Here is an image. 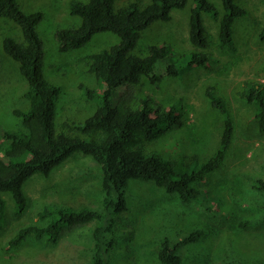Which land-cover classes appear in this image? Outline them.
Listing matches in <instances>:
<instances>
[{"label": "rangeland", "instance_id": "obj_1", "mask_svg": "<svg viewBox=\"0 0 264 264\" xmlns=\"http://www.w3.org/2000/svg\"><path fill=\"white\" fill-rule=\"evenodd\" d=\"M18 1L25 12H44L37 27L45 46L44 71L49 81L63 88L56 101L57 125L64 120L85 121L95 113L98 103L84 95L82 85L102 87L89 71L86 56L110 47L119 37L110 32L101 33L82 48L60 52L55 37L57 29L80 22V18L69 12L71 0ZM133 1L117 0V5ZM139 1L141 6L149 2ZM212 1L222 14L221 1ZM236 1L248 9V14L234 24V52L232 47L219 48V22L209 13L203 15L209 47L199 49L191 44L190 2L184 9L173 10L172 20L157 21L146 29L135 52L146 54L151 45L169 46L175 56L160 61L158 66L178 64L191 51L209 52L213 57L209 68L193 67L178 77L163 75L157 85L144 77L140 83L121 89L117 95L116 92L112 99L114 104L124 103V99L136 106L144 98L164 107L177 104L175 112L181 115L183 125L168 127L164 136L148 148L168 158L196 153L206 159L216 150L222 127V118L211 107L206 88L214 85L226 96L235 121L232 147L222 167L196 183L215 197L212 202L219 216L196 203H183L177 195L151 181L132 179L127 209L117 217L110 264H161L158 259L161 240L168 237L176 243L196 230L201 236L181 248L182 264H250L264 259V192L251 187V177L263 172L264 133L259 131L255 119L256 106L236 94L245 80L264 83V41L258 39L264 27V0ZM20 35L21 30L13 21L0 19V142L3 132L20 128L13 111L27 107L29 102L24 96L27 81L20 74L17 62L2 48L4 36ZM101 182L100 165L91 156L76 152L49 175L37 173L27 180L24 192L29 203L22 215L14 214V201L5 193L7 215L0 226V264H90L97 221L64 232L56 244L32 237L18 247H10L7 242L19 228L37 221V211L46 204L98 207ZM245 221L248 223L243 226Z\"/></svg>", "mask_w": 264, "mask_h": 264}, {"label": "trees", "instance_id": "obj_2", "mask_svg": "<svg viewBox=\"0 0 264 264\" xmlns=\"http://www.w3.org/2000/svg\"><path fill=\"white\" fill-rule=\"evenodd\" d=\"M220 1L222 14L212 0H149L142 6L139 0L122 6L117 5V0H71L69 12L80 18V22L57 29L55 37L60 52L82 48L101 33H113L119 40L86 56L89 71L102 85L101 88L82 85L84 95L98 103L95 113L83 122L64 120L57 125L56 101L63 88L45 75V46L37 30L44 12H25L18 0H0V19L13 21L21 30L20 37L4 36L2 48L17 62L20 74L26 79L28 87L24 96L29 101L27 107L13 111L21 123L20 128L3 132L0 142V226L5 223L7 215L5 193L14 201V214L22 215L29 203L24 192L27 180L37 173L49 175L74 153L91 156L100 165L102 173L98 207L46 204L37 211L38 220L19 228L7 242L8 246L18 247L29 237L56 244L64 232L97 221L90 264H110L117 217L127 209L132 179L151 181L177 195L183 203H196L219 216L212 202L215 197L197 187L196 183L208 179L211 173L222 167L232 147L235 121L226 96L214 85L206 88L211 107L222 118L216 150L206 159L196 153L168 158L148 148L164 136L168 127L183 125L181 115L175 112L177 104L164 107L144 98L136 106L120 95L124 103L114 104L112 99L116 92L117 95L121 89L140 83L144 77L157 85L163 75L178 77L193 67L209 68L213 58L209 52L191 51L178 64L162 63L159 66L160 61L175 56L169 46L151 45L146 54L135 52L146 29L157 21L172 20L173 10L184 9L190 2L191 44L199 49L209 47L203 21V15L209 13L219 22V48L232 47L234 52V24L248 14V9L236 0ZM258 39L264 41V27L259 31ZM236 94L256 106L255 119L259 131L264 133V83L245 80L236 89ZM251 180L253 190L264 192V165L262 174L251 177ZM247 223L245 221L242 225ZM198 231L190 232L176 243L168 237L161 240L158 249L160 263L182 264L181 248L195 242L201 236ZM250 264H264V259Z\"/></svg>", "mask_w": 264, "mask_h": 264}]
</instances>
